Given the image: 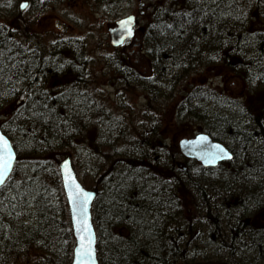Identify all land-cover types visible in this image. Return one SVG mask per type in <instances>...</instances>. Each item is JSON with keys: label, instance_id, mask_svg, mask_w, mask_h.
Returning <instances> with one entry per match:
<instances>
[{"label": "trees", "instance_id": "obj_1", "mask_svg": "<svg viewBox=\"0 0 264 264\" xmlns=\"http://www.w3.org/2000/svg\"><path fill=\"white\" fill-rule=\"evenodd\" d=\"M90 1L120 16L130 0ZM251 1L259 9L261 25L256 30L252 9L229 0H203L185 17L173 11L171 23L166 22L168 9L155 3L143 24V46L152 71L140 75L121 67V72L147 92L152 111L163 98L172 99L179 83L199 68L220 71L222 65L220 72L244 77L254 95L255 88H264V68L258 67L257 57L264 52V2ZM22 29L17 27V38L11 27L0 26V126L18 152L15 170L0 188V264H70L75 240L60 173L53 163L64 149L76 150L74 158L83 157V164L101 177L98 188L89 187L98 191L93 218L100 264H264L258 260L264 258V226L245 221L264 212V205L252 204L244 195L254 184L264 187V182L253 174L258 169L246 170L253 164L243 158L252 151L247 155L233 139H244L247 130L264 126V107L256 113L249 103L227 102L209 89L200 95L195 90L184 92L173 104L176 110L169 99L171 117L177 113L181 120L201 126L233 154L217 167L189 161L184 170L177 166L182 160L179 151H170L167 145L165 151L159 149V141L165 139L157 135L159 120L149 117V132L141 130L140 138L133 140L131 120L125 123L96 114L100 112L96 97L82 88L87 66L75 73L74 66L63 60L66 53L80 49L76 43L67 39L47 51ZM247 44L250 48L244 53ZM90 126L100 132L83 140ZM85 141L86 147L77 145ZM99 142L109 147L111 156L89 150ZM261 142H254V150L263 149ZM245 179L250 183L246 185ZM231 196L238 204L227 213L225 204ZM139 213L146 216L144 221L136 219ZM200 213L205 219L196 218ZM224 229H238L251 252L222 253Z\"/></svg>", "mask_w": 264, "mask_h": 264}, {"label": "rangeland", "instance_id": "obj_2", "mask_svg": "<svg viewBox=\"0 0 264 264\" xmlns=\"http://www.w3.org/2000/svg\"><path fill=\"white\" fill-rule=\"evenodd\" d=\"M21 0H0V26L11 27L14 32H17V27L21 32V29L27 31L30 36H35L42 46L47 49H52V45H62L64 41L70 39V42L76 43L80 47L81 54L85 59H89L88 79L83 83V87L86 91H89L97 99V105L100 109L101 114L109 115L112 118L118 120L122 118L125 123L131 120V138L137 140L140 138V132L142 130L141 125L149 123V115L154 112L155 114L161 112L159 115L162 116L163 112L170 114L171 107L168 106L167 99L163 98L159 104L152 111L147 104L144 96L146 95L140 85L131 84L129 81H123L124 76L121 72H112L113 70H108L105 65L103 56L109 54L111 46L109 45V28L111 24L115 23L120 16H127L129 14H136L139 16L141 12L144 13L139 19L138 25V37L142 39V30L145 25L146 19H149L147 14L153 8L155 3H160L162 5V0H154V4L147 7L148 1L146 0H130L128 4H123L121 11H119L120 16H116L115 11H103L101 7L93 5L90 0H33L32 5L24 12L19 11V5ZM143 3L141 5L140 3ZM127 6V7H126ZM259 9L253 8L251 10L254 23L252 24L253 30L257 29L258 25H261L257 19ZM117 13V12H116ZM115 14V15H114ZM108 15V16H107ZM17 35L19 38L20 34ZM24 42V36L20 39ZM63 42V43H62ZM26 45V44H25ZM207 72L209 69L206 70ZM218 70H214L210 73L212 76L211 80L213 83L221 90H224L227 95L232 96L236 99L247 100L246 103L252 107V109L258 113L261 108V99L264 97V88H255L254 95L248 89L245 79L235 74L224 73V77L218 75ZM140 75H145L144 72L139 71ZM207 75V74H206ZM63 77V76H62ZM61 77V78H62ZM58 83L69 84L67 81H61L59 78ZM54 78H52L53 81ZM60 78V79H61ZM63 79H66L64 76ZM203 80V78H202ZM185 92L190 91V82H182ZM54 86V85H53ZM181 86V85H180ZM264 87V85H262ZM129 102V103H127ZM264 104V103H263ZM149 110L151 112H149ZM252 112V111H251ZM98 115V114H97ZM100 117L102 115H99ZM103 117V116H102ZM160 119V118H158ZM159 132L173 138V143L179 145V141L183 138H190L196 134V127L193 124L186 123L185 120H175L174 121H162L159 120L157 123ZM98 136V131L93 128L85 131L83 135V140L86 138L94 139ZM85 137V138H84ZM165 137V136H164ZM78 142L77 145L80 147H86L87 142ZM101 142L95 145L99 149H93V145H90L89 150H98L103 153L105 157L111 156L109 147L103 145L101 147ZM83 150H85L83 148ZM66 151L72 156L74 167L79 174V178L87 187H97L101 183L100 176L94 173L92 168H89L88 164H83L82 159L74 158V153L76 150L71 151L68 149L61 150L59 156H57L53 163L59 171V163L66 157ZM91 154V152H90ZM113 159L114 154H112ZM58 159V161H57ZM98 166V162L93 163ZM105 164V163H104ZM105 167H108L106 163ZM101 188V187H99ZM184 197V196H183ZM186 197H184V200ZM187 199L190 197L187 195ZM186 201V200H185ZM236 203L238 204L237 200ZM186 205V204H185ZM254 216V221L256 222V215ZM196 218L205 219L201 213L197 215ZM220 217V221H221ZM232 220L234 222V215H232ZM264 217L261 218V221ZM259 224H264L263 222H258ZM222 228L224 226L222 225ZM216 234V233H214ZM222 236L227 235V229L221 232ZM221 234L219 236H221Z\"/></svg>", "mask_w": 264, "mask_h": 264}, {"label": "water", "instance_id": "obj_3", "mask_svg": "<svg viewBox=\"0 0 264 264\" xmlns=\"http://www.w3.org/2000/svg\"><path fill=\"white\" fill-rule=\"evenodd\" d=\"M27 5L28 2H23L21 9L23 10ZM134 26V15L119 20L117 25L110 29L112 44L117 46L127 38L133 37ZM180 148L186 157L199 160L205 166H214L232 156L223 144L214 141L207 134H199L196 138L182 140ZM17 158L11 140L0 127V187L11 176ZM59 168L75 238L73 258L70 264H100L97 253V232L92 214L97 192L86 188L81 183L70 156L60 162Z\"/></svg>", "mask_w": 264, "mask_h": 264}, {"label": "flooded vegetation", "instance_id": "obj_4", "mask_svg": "<svg viewBox=\"0 0 264 264\" xmlns=\"http://www.w3.org/2000/svg\"><path fill=\"white\" fill-rule=\"evenodd\" d=\"M202 1L203 0H162V7H165V9H168L167 16H166V19H167L166 22L171 23L172 14L171 15H169V14L172 13L173 11H175V12L179 11L181 13V16L185 17L187 14H189L191 12L192 9H195L196 7H198V4L201 3ZM229 1H231V0H229ZM153 2H154V0H149L147 7L149 8L150 5L154 4ZM263 2H264V0H257V3H263ZM240 3L243 4L244 1L240 0ZM252 3L255 4V2H252ZM140 4L143 5L142 2ZM129 5L130 4H128L127 6H129ZM245 8H248V7H245ZM143 13L144 12L142 11L141 15ZM262 16H264V11L262 13ZM140 17L141 16H139V19H140ZM139 19L137 18L136 29H137V27L139 25ZM141 30H142L141 33L143 35L142 39H140L138 37V32H137L135 37L124 41L122 44H120L117 47H112V45L110 44V46L112 48L109 51V54L106 55L105 57H103V59L105 61V64H107L108 70H113L112 72H120L122 70L121 67H125L126 69H128V73H130V72H132L134 70H140V71L145 72V73H149V72L152 71L151 60H150L149 55L147 54V52L144 50V46H143V39L145 38V33H143V29H141ZM168 35L172 36L171 33H169ZM180 35H182V34H180ZM183 36H185V35H183ZM202 69L203 68H199V69L196 70V72H198L201 75L202 74ZM205 69H207V68H204L203 70H205ZM221 70H222V65H221L220 71ZM218 74L221 77H224V73L223 72H218ZM235 75H237V74H235ZM238 76H240L242 79H244V77H242L241 75H238ZM123 81L127 82L126 79H124ZM131 84L137 85L136 82H132ZM190 87H191V90L190 91H186V92L192 93L195 90L196 94L200 95L199 93L201 92L202 89H204V90L205 89H209L211 91H216L217 95L220 96L223 99H226L227 102L230 101L229 99H232V100L234 99V100H237L238 102H242V103L247 101V100H243V99H241V100L240 99H236V98H234L232 96L227 95L226 92L224 90H221L219 88V86L215 85L212 80L211 81H209V80L205 81V85L204 86H202V84L200 82L197 83V84L190 83ZM193 87H194V89H193ZM184 92H185V88H184V86H183V84L181 82V83H179L178 87L175 88V90L173 91L172 99L169 96L166 97V98H168L167 101H169V99H170L171 100L170 101L171 105L177 104V101H180V99L183 97V93ZM144 93L146 94L144 96V98L146 99L147 104L149 105V97L147 96L148 94H147V92H144ZM193 97H195V96H193ZM127 103H129V102H127ZM263 103H264V97L261 99V104H260V108L261 109H262V107H264ZM173 109L174 110L177 109L175 107V105H173ZM223 110H225V109H223ZM160 114H161V112L155 114L153 119L154 120H160V121H162L163 119H165V121H167V120L174 121V119L181 121V119H182V118L179 117V115L177 113H175V115H173V117H171V114L166 113L165 111L163 112L161 117L159 116ZM158 118H160V119H158ZM120 119L123 121L122 118H120ZM141 127H142L143 131L146 130V131H144L145 133L149 132V123L142 124ZM203 131L204 130L202 129L201 126H197L196 127V134H194L190 138L196 137L197 134H199L200 132H203ZM165 133L166 134L163 135V134H161L158 131L157 135L163 136V137L165 136V139L163 140V142L166 143V144H162L161 141H159L161 143L159 145L160 146L159 149H161L162 151H165V147L167 145V147H168V149L170 151H175V152L179 151V152H181L182 150L180 148V142H181L182 139L179 141V145H175L173 143V138H171V136H169V135L167 136V133H169V132L167 131ZM229 133L232 134V137H233V135H234L233 131L230 130ZM227 135H228V133H226V136ZM190 138H188V139H190ZM233 139L235 140V142L238 140L237 138H234V137H233ZM214 140H216V139H214ZM240 140H242V139H239V141ZM216 141L222 142L224 144L223 141H220V140H216ZM256 147H257V145H253V149H256ZM181 158H182V160H184L185 163H187L189 161H193V162H196L198 165L202 164V163H200V162H198L196 160H191V159L185 158L182 155V153H181ZM203 167H205V166H203ZM206 168H209V167H206ZM255 215L257 216L256 222L254 221V216L253 217L249 216L248 219L250 218L251 221H248V219H247L246 222L248 224L257 226L258 228L263 227L264 224H259V223H257V221L258 222H263L264 221V220L261 221V218L264 217V212H257Z\"/></svg>", "mask_w": 264, "mask_h": 264}, {"label": "bare ground", "instance_id": "obj_5", "mask_svg": "<svg viewBox=\"0 0 264 264\" xmlns=\"http://www.w3.org/2000/svg\"><path fill=\"white\" fill-rule=\"evenodd\" d=\"M22 2L20 3L19 5V11L20 12H24L26 11L31 5H32V1L33 0H21ZM28 2V5L22 10L21 9V4L23 2ZM244 3H240V0H231L229 2L231 3H234V4H239V6L244 9L245 7H248L250 9H253L255 7V4L252 3L251 0H243ZM243 5V6H242ZM246 49L243 50L242 52H248L249 50V46L247 44V46L245 45ZM240 55V53L238 54ZM63 60L65 61H68L72 64V66H74V72H78L80 69H82V66L84 67L85 65L87 66L86 69L89 68V59H85L84 56H83V53L81 54V51L80 49H77V51H72L71 53H66L65 55H63ZM104 57V56H103ZM257 57L259 58V68L260 69H263L264 68V52H259L257 54ZM107 66V64H105ZM207 74V75H206ZM258 74V73H257ZM78 77L80 76L79 74L77 75ZM125 77V75H123ZM255 76L257 78H259V76H263L262 74L261 75H256ZM128 80H130V76H127ZM202 78L204 80H202ZM78 79V78H77ZM211 81V75L209 72L207 71H203L202 70V74L200 75L198 72L196 71H193L191 72V74L189 75V78H186V82H190V83H194V84H197L199 83L200 81ZM85 81H89L88 79V71L86 72V75H85ZM130 83H132V81H129ZM84 83V82H83ZM228 106V105H227ZM213 107H216V105H214ZM96 114L98 115H102L101 113L99 112H96ZM155 116V113L152 112L149 117L153 118ZM105 118V117H104ZM103 118V119H104ZM97 120V119H96ZM91 127V126H90ZM103 125L101 124V127L102 128ZM93 128V127H91ZM97 128H99V126H97ZM241 129V128H240ZM238 129V132L239 130ZM86 130H89L86 129ZM85 130V131H86ZM98 133L100 132V130H97ZM245 138L243 139L242 137H238L237 139H242L240 141H236V144L238 146H240L239 148H242L244 150V153L246 152V154L248 155L247 152H250V155L246 158H243L245 159L244 161H247L249 160L251 162V164H253V166H249L246 170L250 171V170H256L258 169L257 171L253 172L254 175L257 176V180L260 182V181H263L264 182V126L262 125H257L254 127V130H247L245 132ZM256 140H262L261 144H263V149L261 150L262 146H259L260 148L258 150H254L253 149V145H254V142ZM260 145V144H259ZM261 150V151H260ZM260 151V152H259ZM240 165L242 166L243 165V162L240 163ZM250 183V180L248 179H245V184H249ZM165 194H167V191H165ZM171 194V192H170ZM244 195H245V198L248 202L252 203V204H255L256 202H259V204H262L264 205V187H261L260 185L258 184H254L252 186V188L246 192H244ZM156 198H158V195L156 196ZM236 200L237 198L234 197V196H231L230 198H228L226 200V204H225V211L228 213L230 211H232L233 209H235L237 203H236ZM238 202V200H237ZM134 206H136V203L134 204ZM165 207V208H164ZM170 207V202L167 203V204H164V206L162 207L163 210L164 209H167ZM139 210V209H138ZM137 213V212H136ZM139 218L137 217L136 219L138 221H144L146 216L142 213H139ZM248 219V217L245 219V221ZM248 221H251V219L249 218ZM249 226L248 224L245 225L243 228H242V231H246V227ZM224 242H222L221 244V252L223 253L226 252V251H232L234 249V251L237 253V252H251V247L248 244V242H244L242 241V238H241V234H240V231L237 229H228L227 230V235L225 236V239L223 240ZM227 254V253H225ZM258 260H264L263 259H258Z\"/></svg>", "mask_w": 264, "mask_h": 264}, {"label": "snow or ice", "instance_id": "obj_6", "mask_svg": "<svg viewBox=\"0 0 264 264\" xmlns=\"http://www.w3.org/2000/svg\"><path fill=\"white\" fill-rule=\"evenodd\" d=\"M5 146H7V145H5Z\"/></svg>", "mask_w": 264, "mask_h": 264}]
</instances>
